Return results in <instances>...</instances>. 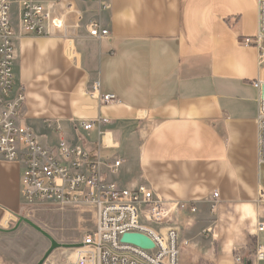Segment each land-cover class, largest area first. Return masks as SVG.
Masks as SVG:
<instances>
[{
    "label": "crops",
    "instance_id": "0c3cea01",
    "mask_svg": "<svg viewBox=\"0 0 264 264\" xmlns=\"http://www.w3.org/2000/svg\"><path fill=\"white\" fill-rule=\"evenodd\" d=\"M77 1L110 35L76 37L72 57L60 35L17 40L25 122L46 145L65 140L122 160L109 178L185 203L176 219L202 218L204 233L190 231L197 241L181 239L187 247L203 245L186 252L185 264H264L253 261L264 244V231H257L264 223V169L252 84L261 48L243 43L258 33L257 0H107L105 8L97 0ZM97 81L101 94L117 100L90 95ZM52 118L60 130L47 126ZM98 118L108 121L91 130L81 126ZM23 171L22 162L0 160V228L24 214Z\"/></svg>",
    "mask_w": 264,
    "mask_h": 264
},
{
    "label": "built area",
    "instance_id": "2783aa9c",
    "mask_svg": "<svg viewBox=\"0 0 264 264\" xmlns=\"http://www.w3.org/2000/svg\"><path fill=\"white\" fill-rule=\"evenodd\" d=\"M97 1L101 8L108 6L107 0ZM257 4L258 33L255 38H245L243 43H255L261 48L258 74L252 84L258 92V164L264 169V47L261 46L264 0H257ZM84 34L102 39L110 35V29L100 20L87 17L77 0H0V160L24 163L23 216L52 214L84 204L95 206L94 227L83 232L81 245L74 248L64 264H179L180 232L171 222L176 209L187 207L185 203H170L144 184L120 185L108 173L116 172L122 160H105L100 154L92 155L82 146L65 140L55 146L46 145L25 122L27 93L24 86L16 85L17 40L26 36L60 35L74 42ZM90 95L102 102L117 100L113 93L101 94L98 81ZM107 121L106 118L85 120L81 126L91 130ZM47 126L57 131L61 128L54 118L47 121ZM99 134L103 132L99 130ZM213 195L218 198L219 193ZM191 210L194 212L196 208ZM212 230L213 227L207 229ZM257 231H264L263 222L258 223ZM126 233L144 234L154 242V247L123 242ZM253 261H264V244L257 245Z\"/></svg>",
    "mask_w": 264,
    "mask_h": 264
},
{
    "label": "rangeland",
    "instance_id": "374dc122",
    "mask_svg": "<svg viewBox=\"0 0 264 264\" xmlns=\"http://www.w3.org/2000/svg\"><path fill=\"white\" fill-rule=\"evenodd\" d=\"M83 5L88 8L87 3ZM14 8L16 10L17 5ZM262 174L264 175V171ZM89 205L91 204L68 208L52 214L39 212L29 219L60 243H81L83 232L93 228L95 224L96 210L88 207ZM211 221H215V218L212 217ZM17 222L11 223L0 231V264H37L43 258L51 242L28 223L23 222L17 227ZM212 224L215 226V223ZM171 225L178 228L181 239L189 238L190 243L197 241V236L192 234L191 230L197 234L199 231L204 233L203 229L206 228L202 218L195 216L194 213H187L178 219L173 214ZM196 246L198 247H187L183 241L180 243L182 252L179 253V264H185L183 258L187 251L192 248L203 249L202 241H199ZM73 253L74 248L59 247L51 253L45 263L64 264Z\"/></svg>",
    "mask_w": 264,
    "mask_h": 264
},
{
    "label": "water",
    "instance_id": "95a60500",
    "mask_svg": "<svg viewBox=\"0 0 264 264\" xmlns=\"http://www.w3.org/2000/svg\"><path fill=\"white\" fill-rule=\"evenodd\" d=\"M23 222L28 223L29 225L34 227L36 230L40 231L51 242L50 247L45 252L43 258L37 264H44L45 261L48 259V257L51 255V253L59 247L75 248L81 245V243H60L58 242L50 233H48L42 227H40L35 222H33L32 220H30L29 218L25 216H19L17 227ZM3 230H4L3 228H0V231H3ZM122 241L126 243L135 244L142 248H153L154 247V242L148 236L144 234H140V233H126L122 237Z\"/></svg>",
    "mask_w": 264,
    "mask_h": 264
},
{
    "label": "bare ground",
    "instance_id": "6f19581e",
    "mask_svg": "<svg viewBox=\"0 0 264 264\" xmlns=\"http://www.w3.org/2000/svg\"><path fill=\"white\" fill-rule=\"evenodd\" d=\"M66 48H67V54L70 57H72L74 55V53H75V47H74L73 40H69L67 42ZM105 141H106V143H109L110 142L108 138H105ZM88 207H92V208H94L96 210L95 206H93V205H89ZM95 221H96V218H95Z\"/></svg>",
    "mask_w": 264,
    "mask_h": 264
}]
</instances>
